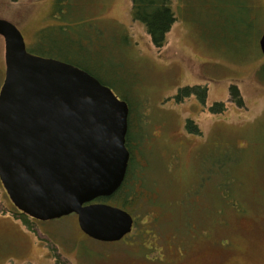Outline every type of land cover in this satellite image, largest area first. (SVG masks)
Instances as JSON below:
<instances>
[{"label":"rangeland","instance_id":"rangeland-1","mask_svg":"<svg viewBox=\"0 0 264 264\" xmlns=\"http://www.w3.org/2000/svg\"><path fill=\"white\" fill-rule=\"evenodd\" d=\"M57 1L0 0V18L20 29L28 50L57 27L48 33H60L57 55L129 99L148 160L136 166V189L146 194L133 191L129 212L139 223L115 242L86 235L76 214L30 219L44 241L0 214V264H56L50 243L73 264H264V0H173L177 21L161 49L133 19L132 0H60L61 12ZM5 73L0 36V90ZM195 85L208 88L206 107L194 95L178 104L179 89ZM232 85L242 107L231 101ZM216 102L223 114L210 112ZM0 201L16 212L1 181Z\"/></svg>","mask_w":264,"mask_h":264},{"label":"water","instance_id":"water-1","mask_svg":"<svg viewBox=\"0 0 264 264\" xmlns=\"http://www.w3.org/2000/svg\"><path fill=\"white\" fill-rule=\"evenodd\" d=\"M0 36V181L10 200L36 220L76 214L89 237L121 240L132 232V215L95 201L125 180L128 102L86 70L31 53L9 20L0 18ZM260 48L264 55V34Z\"/></svg>","mask_w":264,"mask_h":264},{"label":"trees","instance_id":"trees-1","mask_svg":"<svg viewBox=\"0 0 264 264\" xmlns=\"http://www.w3.org/2000/svg\"><path fill=\"white\" fill-rule=\"evenodd\" d=\"M59 2L60 0H58L56 3V12H61ZM172 2L173 0H132L131 11H132L133 19L135 21L142 23L145 26L153 45L157 49H161L165 46V44L167 43V34L171 31L173 25L177 21L176 14L172 6ZM246 6H248V3H246ZM253 10H254L253 18H255V20L257 18L260 19L261 17L257 13L255 7H253ZM54 28L56 29L57 27L51 26L49 28L40 31L39 34L37 35L39 42L36 44V47L34 49L32 48L29 51L37 55L56 58L71 63L75 66H78L86 70L87 72H89L91 75L94 76L95 75L94 73H92L82 65H79L69 60L68 58H62L57 55L59 54L58 43L60 42L59 41L60 33H57L56 36L54 37L48 34L49 31L53 30ZM63 28L64 27L60 28L59 30H62ZM65 36L67 35L65 34ZM100 81L103 84L107 85V82L101 79ZM193 95L198 96L199 100L202 103H205L208 98V88L200 85L186 86L180 88L176 96V101L178 103H183L185 100H187ZM230 97L232 102L236 103L241 107L243 106L244 102L237 85H232L230 87ZM123 100L127 101L128 104L131 106L130 101L127 97H124ZM211 110L212 113L214 114H223L226 111V105L222 102L221 103L216 102ZM130 124H132V122ZM130 128H133V126L131 125ZM187 129L190 131V133L200 134L198 131V127L193 120H188ZM128 178H130V174ZM129 184L130 183L124 180L123 185L115 192V194L110 199L113 202H118L119 200L126 201L129 196V192H128ZM98 200L104 201L105 199L102 197L101 199ZM0 214H4V215L11 214V216L14 217L16 220L22 221L23 224L27 227V229L33 232L34 234H36L42 241L46 239L45 236H43L38 231L35 223L33 221H30V219L32 218L27 214L22 213L17 208H16V212L10 211L0 201ZM49 248L53 254L56 264H73L58 250L56 245L50 243Z\"/></svg>","mask_w":264,"mask_h":264},{"label":"flooded vegetation","instance_id":"flooded-vegetation-1","mask_svg":"<svg viewBox=\"0 0 264 264\" xmlns=\"http://www.w3.org/2000/svg\"><path fill=\"white\" fill-rule=\"evenodd\" d=\"M96 76V75H94ZM107 85L109 86V83H107ZM177 96V95H176ZM176 96H175V100H176ZM192 97V96H191ZM190 97V98H191ZM194 97L198 100V102L206 107L207 101L205 103H202L198 96L194 95ZM177 102V101H176ZM178 103V102H177ZM180 104V103H178ZM215 104V103H214ZM214 104L212 106L209 107L210 112L212 113V108L214 107ZM130 106V105H129ZM214 114V113H212ZM189 119H187L188 122ZM132 122V118H131V106H130V114H129V127H128V134H127V148L130 152V160H129V165H128V169H127V174L125 177V180L130 183L129 187H128V192H129V196L128 199L126 201H121L119 200L118 202H113L110 198H112L113 195L109 196V197H103L105 200L104 201H99L98 199L95 201V203H105V204H109L121 209H124L125 211H127L128 213H130V209L133 206V204L136 202L137 199H139L138 196H136L135 198H133V191L135 190V192L137 191L138 193H142V194H146V192L140 189V191H138L136 188H140V183H141V171L140 168L137 169V164H142L143 167H147L148 166V160H141L142 157V138L141 137V131H140V127L139 124L134 123V125L130 124ZM135 122V121H134ZM134 126L133 128H130V126ZM197 125V124H196ZM198 127V126H197ZM198 131L200 134L197 135H201V130L198 127ZM130 174V178L129 177ZM139 183V184H138ZM123 185V184H122ZM101 199V198H99ZM135 206V205H134ZM157 212L160 213L159 211L161 210L159 207L156 208ZM159 210V211H158ZM157 213V214H158ZM133 217V227H132V232L127 234L126 236H124L122 239H125L127 237H133V233L139 223V218L137 216H135L134 214L130 213ZM33 219V218H32ZM157 220V218H155ZM35 220V219H34ZM121 239V240H122ZM120 241V240H119Z\"/></svg>","mask_w":264,"mask_h":264},{"label":"crops","instance_id":"crops-1","mask_svg":"<svg viewBox=\"0 0 264 264\" xmlns=\"http://www.w3.org/2000/svg\"><path fill=\"white\" fill-rule=\"evenodd\" d=\"M27 235L30 236V237L32 236V235H30V233H28ZM31 238H32V237H31ZM32 242H33V244L36 245L37 247L39 246V241L33 239ZM40 246H41V245H40Z\"/></svg>","mask_w":264,"mask_h":264}]
</instances>
